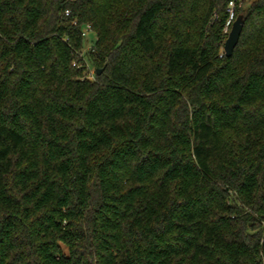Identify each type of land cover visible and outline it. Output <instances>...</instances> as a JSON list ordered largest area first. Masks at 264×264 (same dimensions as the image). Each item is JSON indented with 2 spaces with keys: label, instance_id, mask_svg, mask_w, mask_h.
I'll use <instances>...</instances> for the list:
<instances>
[{
  "label": "trees",
  "instance_id": "obj_1",
  "mask_svg": "<svg viewBox=\"0 0 264 264\" xmlns=\"http://www.w3.org/2000/svg\"><path fill=\"white\" fill-rule=\"evenodd\" d=\"M231 1L0 0V264H264V0L228 57Z\"/></svg>",
  "mask_w": 264,
  "mask_h": 264
},
{
  "label": "water",
  "instance_id": "obj_2",
  "mask_svg": "<svg viewBox=\"0 0 264 264\" xmlns=\"http://www.w3.org/2000/svg\"><path fill=\"white\" fill-rule=\"evenodd\" d=\"M244 17L245 16L243 14H239L232 24L231 31L224 45V52L228 57H232L234 55L235 48L240 41L245 24ZM102 72L103 69H98V74H101Z\"/></svg>",
  "mask_w": 264,
  "mask_h": 264
},
{
  "label": "rangeland",
  "instance_id": "obj_3",
  "mask_svg": "<svg viewBox=\"0 0 264 264\" xmlns=\"http://www.w3.org/2000/svg\"><path fill=\"white\" fill-rule=\"evenodd\" d=\"M231 31V28L229 29V32ZM96 40V34L93 31L88 32V36L85 40V45H84V52H87L91 49L93 46V42ZM88 70H87V76L91 78V80H94L95 77V72H96V67L88 62Z\"/></svg>",
  "mask_w": 264,
  "mask_h": 264
},
{
  "label": "built area",
  "instance_id": "obj_4",
  "mask_svg": "<svg viewBox=\"0 0 264 264\" xmlns=\"http://www.w3.org/2000/svg\"><path fill=\"white\" fill-rule=\"evenodd\" d=\"M73 1V0H72ZM235 0H232L229 5V12H230V19L227 23L226 31L229 30V28L232 26L233 22L236 20V15H235ZM70 10L68 9L66 11V15H70ZM76 24V22H74ZM92 31L91 26L87 25L83 29V36L87 38L88 32ZM90 78V77H89Z\"/></svg>",
  "mask_w": 264,
  "mask_h": 264
}]
</instances>
